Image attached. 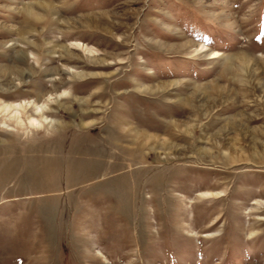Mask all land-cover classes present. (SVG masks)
I'll return each instance as SVG.
<instances>
[{"label":"rangeland","instance_id":"obj_1","mask_svg":"<svg viewBox=\"0 0 264 264\" xmlns=\"http://www.w3.org/2000/svg\"><path fill=\"white\" fill-rule=\"evenodd\" d=\"M0 264H264V0H0Z\"/></svg>","mask_w":264,"mask_h":264}]
</instances>
